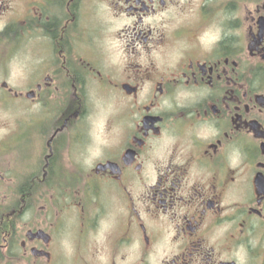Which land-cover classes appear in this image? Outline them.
Wrapping results in <instances>:
<instances>
[{
	"label": "flooded vegetation",
	"instance_id": "1",
	"mask_svg": "<svg viewBox=\"0 0 264 264\" xmlns=\"http://www.w3.org/2000/svg\"><path fill=\"white\" fill-rule=\"evenodd\" d=\"M24 104L0 264H264V0H0V105Z\"/></svg>",
	"mask_w": 264,
	"mask_h": 264
},
{
	"label": "rangeland",
	"instance_id": "2",
	"mask_svg": "<svg viewBox=\"0 0 264 264\" xmlns=\"http://www.w3.org/2000/svg\"><path fill=\"white\" fill-rule=\"evenodd\" d=\"M11 69H12V72H14L15 65H12ZM87 103L92 107L96 105V110H97V112L94 114L93 117L91 118L88 117L87 119L89 120L90 118V127L88 128L89 136L94 140L97 138V136H100L102 133L105 119L110 114L111 101L104 97H98V96L92 95L91 97L88 98ZM14 109L16 111L11 110V109L10 110L5 109L4 106L0 105V136L7 135L11 133L12 130H14V128L12 129V126L14 125L13 123H11V121L15 119L16 117H18V115L22 113L21 114L22 116L25 114H29V112L32 111V107L31 106L26 107L25 104L22 109L20 106ZM43 117L44 115H40L39 119H42ZM29 132H30V128H29ZM62 247H64V242H63ZM57 254L62 262V258L64 257H62L60 253H57Z\"/></svg>",
	"mask_w": 264,
	"mask_h": 264
}]
</instances>
